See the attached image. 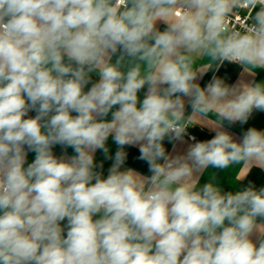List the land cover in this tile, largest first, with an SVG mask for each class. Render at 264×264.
I'll return each instance as SVG.
<instances>
[{
  "label": "clouds",
  "instance_id": "obj_1",
  "mask_svg": "<svg viewBox=\"0 0 264 264\" xmlns=\"http://www.w3.org/2000/svg\"><path fill=\"white\" fill-rule=\"evenodd\" d=\"M225 62L264 71V0H0V264H264V187L200 184L264 169V130H225L264 81L197 82ZM195 125L215 135L166 150ZM126 146L151 175L121 170Z\"/></svg>",
  "mask_w": 264,
  "mask_h": 264
},
{
  "label": "crops",
  "instance_id": "obj_2",
  "mask_svg": "<svg viewBox=\"0 0 264 264\" xmlns=\"http://www.w3.org/2000/svg\"><path fill=\"white\" fill-rule=\"evenodd\" d=\"M161 30H164V25L160 24L159 25ZM194 63H193V68H197L201 66L202 64L206 63V56L204 55H193ZM115 60V57H113V62ZM217 65L213 64V69L207 72L201 79H198V83L201 85V87H206V85L211 81L213 76H217L223 80H225L226 83L230 85H234L237 83V81L243 79L245 82L251 81L254 79L256 82H261L264 81V71L261 70H256V75L255 77H251L247 73L244 72L243 68L240 65L237 64H231L228 62H225L219 69L217 70ZM93 81L98 79V75L93 73ZM89 85L88 87H90ZM87 90V88L85 89ZM141 99L143 98L144 92L141 91L139 94ZM186 108L187 111L190 113L191 108L189 105L186 103ZM30 116H34L35 112H30ZM210 118H212V114H209ZM109 119L111 116L109 115ZM255 127L259 130H264V111H254L250 118L248 119L247 123L241 124L240 122H236L235 124L228 126H225V130L231 133L237 141L242 140L243 134L249 129ZM187 135L184 137L183 142H173L169 143V141L166 139L164 141V145L166 150L175 155V154H183L187 151V148L190 144L197 142V141H205L208 139H211L214 135L215 132L210 130L208 127L201 126V125H195L190 127L187 130ZM191 137H195L196 141H193ZM106 146L109 149V156H114L115 152L117 151V145L114 143L112 137H109ZM54 153L57 156H71L74 154L73 150L71 148L64 149L61 146L57 145L53 149ZM125 151L127 152V159L125 161V164L122 166L121 170L131 168L137 172H139L142 175L148 176L151 175L149 171V166L147 162L139 159L140 152H139V147L138 146H126ZM104 153L101 150H97L95 152V160H97L98 163H105L103 162L104 158ZM35 157V153L29 152L27 159L28 162H32V160ZM106 160V158H105ZM112 160L109 161L107 166H103V174L105 177L108 174V169L110 168L112 164ZM253 168H259V167H253ZM252 168V169H253ZM260 169V168H259ZM99 170V169H98ZM264 171V169H261ZM208 173L214 174V180L213 182L218 184L221 188L223 186V183L225 181L229 180H243L245 179L242 178L243 174L239 172V166H232L231 171L229 170H220V169H209L207 172L203 175L200 176V184L203 185L204 183L208 182ZM66 223V221L62 222V224Z\"/></svg>",
  "mask_w": 264,
  "mask_h": 264
},
{
  "label": "trees",
  "instance_id": "obj_3",
  "mask_svg": "<svg viewBox=\"0 0 264 264\" xmlns=\"http://www.w3.org/2000/svg\"><path fill=\"white\" fill-rule=\"evenodd\" d=\"M110 160L111 159L105 160V156H104L103 162L105 161L106 162L103 163V166H107ZM95 161L97 165L101 164V163H98L97 160ZM249 185H252L257 189L264 187V171L259 168H253L243 180L225 181V183H223L222 189L225 192L227 191L235 192V191L242 190L248 187Z\"/></svg>",
  "mask_w": 264,
  "mask_h": 264
},
{
  "label": "built area",
  "instance_id": "obj_4",
  "mask_svg": "<svg viewBox=\"0 0 264 264\" xmlns=\"http://www.w3.org/2000/svg\"><path fill=\"white\" fill-rule=\"evenodd\" d=\"M246 21H247V9H239L235 12L234 16L231 18L229 22V27L237 31H242L243 25Z\"/></svg>",
  "mask_w": 264,
  "mask_h": 264
}]
</instances>
